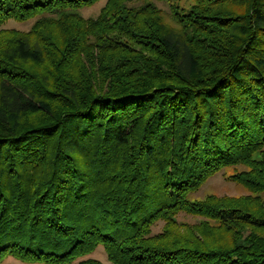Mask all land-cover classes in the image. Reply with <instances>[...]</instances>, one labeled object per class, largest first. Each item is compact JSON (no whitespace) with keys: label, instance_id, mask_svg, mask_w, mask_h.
Segmentation results:
<instances>
[{"label":"trees","instance_id":"1","mask_svg":"<svg viewBox=\"0 0 264 264\" xmlns=\"http://www.w3.org/2000/svg\"><path fill=\"white\" fill-rule=\"evenodd\" d=\"M98 1L0 0V261L264 264V0Z\"/></svg>","mask_w":264,"mask_h":264},{"label":"rangeland","instance_id":"2","mask_svg":"<svg viewBox=\"0 0 264 264\" xmlns=\"http://www.w3.org/2000/svg\"><path fill=\"white\" fill-rule=\"evenodd\" d=\"M104 0L98 1L95 4H92L89 7H85L81 10V14L83 15L84 18L88 17H95L100 8L104 4ZM156 4L159 7L165 8V11H167V6L165 2L162 1H156ZM230 6L232 9L237 8V4L230 3ZM33 19L26 20V21H18L14 19H9L5 23L2 24V28H7V29H17L21 31H26L30 28V26L33 23ZM49 55H47L46 58V63H49ZM44 66H47V64H44ZM35 67H40L39 65H34ZM48 120V116L44 114H27L22 118V123H29V124H37V123H42ZM134 139L131 138L130 142H132ZM127 146L123 145L119 149L122 153L128 154ZM242 166H238L237 169H241ZM234 172L233 167H227L223 170H220L219 172L215 173L211 177H209L203 185L199 188L198 191L195 192L194 197L195 198H203L206 194H215L217 196H239L243 195L246 193V190L244 189L243 186L239 185L238 183H235L231 181L228 178V175ZM106 175L111 173L110 171L106 170L105 171ZM183 218H186L188 221H193V217L187 216L184 217L183 215H180ZM162 222H158L153 226V232H158L161 229ZM89 257L96 258L100 260L103 264H111L109 260L106 257L105 250L103 246H98L93 253L88 255ZM0 264H44L40 262H24L20 259L15 258L12 255H6L1 261Z\"/></svg>","mask_w":264,"mask_h":264}]
</instances>
